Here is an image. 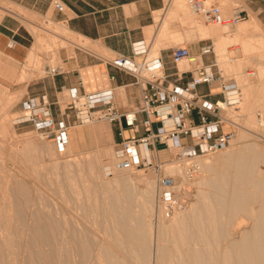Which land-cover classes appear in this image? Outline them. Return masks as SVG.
Wrapping results in <instances>:
<instances>
[{
  "label": "bare ground",
  "instance_id": "1",
  "mask_svg": "<svg viewBox=\"0 0 264 264\" xmlns=\"http://www.w3.org/2000/svg\"><path fill=\"white\" fill-rule=\"evenodd\" d=\"M181 2L177 1L182 5ZM185 19V23L189 22ZM242 21L234 24L230 34L242 38L251 47L244 43V60L235 64L240 68H257L259 74L264 75V31L253 17L237 26ZM209 28L198 26L190 33L202 39L220 33L219 27ZM224 45L215 47L217 65L224 61ZM30 59L31 64L27 62V65H37L34 56ZM177 67L179 70L189 68L186 60H181ZM256 75H250L249 86L257 81L252 78ZM26 77L24 74L22 79ZM236 81L238 92L231 97L237 98L239 115L244 116L242 123L234 120L235 133L238 132L229 145L236 146L217 156L196 157L199 169L189 181L183 177L182 165L175 161L163 166L164 175L172 177L174 185L161 187L158 181L146 179L142 174L135 177L128 172L130 169H115L114 161L108 165L102 152L77 158L72 155L68 141L65 155L59 150L58 154L63 157L55 158L48 170L46 166V170L43 167L44 171H38L35 164V169L31 170L36 173V179L50 185L61 204L74 203L75 213V208L79 209L85 219H91L93 226L102 229L101 239H96L89 228L86 230L73 217L64 218L65 212L60 211L63 207L59 209L54 200V204L49 200L40 202L34 212L30 211L24 205L32 195L27 183L14 182L15 186L11 184L10 188V185L1 187V183L0 264H264V145L256 141L260 139L258 129L264 125V103L263 100L254 103L255 94L248 84L238 90L241 85L238 87ZM2 95L0 133L6 132L5 108L14 101ZM256 111L262 115L260 120L254 116ZM33 142L25 147L34 151ZM23 152L26 153V149ZM23 152L21 154H25ZM105 170L109 171L107 176ZM137 181L142 182V187H136ZM187 183L195 189V200L175 209L172 216H166L160 194L164 190H178ZM15 191L18 196L7 197ZM19 222H23L21 227L25 225L28 232L16 231L15 228H20L17 227Z\"/></svg>",
  "mask_w": 264,
  "mask_h": 264
},
{
  "label": "crops",
  "instance_id": "2",
  "mask_svg": "<svg viewBox=\"0 0 264 264\" xmlns=\"http://www.w3.org/2000/svg\"><path fill=\"white\" fill-rule=\"evenodd\" d=\"M59 1L64 6L63 11H57L52 0H0L4 4H0V55L13 63L22 64L34 43L32 34L25 28L22 20L37 24L28 20L20 11L36 19L60 23L69 34L87 41L89 48L80 45L57 47L53 66H59L60 72L54 75L46 73L24 82L21 86L24 93L17 104L19 111L25 100L38 102L44 99L53 117L67 125V141L71 142L72 148L77 152H86L80 150L84 146V128L78 126L81 131L69 133L76 128L71 126L75 122V112L70 105L69 89L75 87L79 93H90L110 88V98L115 108L120 112L129 110L138 103L141 87L134 81L129 66L118 65L115 59L123 57L130 63H141L157 57L167 79L173 81L174 66L170 58L176 44H172V38H184L189 27L185 32L182 29L180 19L184 23L186 19L179 12L181 4L177 1L181 2L180 0ZM241 2L245 6L242 8L244 15L248 16L246 19L251 14L264 27V0ZM222 14L224 15L223 12ZM53 35L62 43L70 42L56 33ZM213 42L210 38H200L184 45L191 52H198L199 47L209 43L213 48ZM213 57L216 61L214 48L213 54L202 55L201 60L209 64ZM217 69L219 71L218 66ZM182 76L179 83L187 78L186 74ZM197 91L205 93L207 89L200 85ZM153 124L158 122L153 120ZM88 128L92 130L96 145L102 143V135L96 127L90 125ZM106 128L113 148L120 137L130 138L142 134L140 126L133 131L123 124L122 119L107 123ZM104 148L106 147L99 146L97 149Z\"/></svg>",
  "mask_w": 264,
  "mask_h": 264
},
{
  "label": "built area",
  "instance_id": "3",
  "mask_svg": "<svg viewBox=\"0 0 264 264\" xmlns=\"http://www.w3.org/2000/svg\"><path fill=\"white\" fill-rule=\"evenodd\" d=\"M191 12L208 25H234L244 19L242 8L233 7L229 16H224L220 5L205 0H186ZM57 11L64 6L59 0H52ZM212 53V45L201 46L198 52H191L186 45L178 44L171 52V63L174 66V80H168L164 74L159 58L141 63H130L123 57L115 59L118 65H128L133 73L134 81L140 84L138 103L129 110L118 111L110 98V88L90 93H79L75 87L69 89L70 105L75 112V122L92 123L105 121L118 122L133 131L137 126L142 134L130 138H122L113 150L114 168L128 170L132 168L156 170L159 186H173V178L161 174L158 152L172 150L170 159L182 165L183 177L191 180L198 172L199 166L194 160L226 147L233 139L235 131L234 113L237 98V87L232 78L225 79L218 71L215 58L205 64L202 55ZM186 60L189 68L179 70L177 65ZM60 72L59 66H49L48 74ZM250 72V71H247ZM186 74L187 78L179 83ZM111 78V77H110ZM200 85L207 89L205 93L197 91ZM13 118V123H28L41 139L50 140L58 149L67 143V125L56 120L47 102L41 99L23 101V106ZM138 115H141L138 118ZM157 121L159 128L154 130L152 123ZM120 136V132L118 131ZM190 190L186 194L183 189L164 190L159 196L163 203L164 214L182 207L188 200Z\"/></svg>",
  "mask_w": 264,
  "mask_h": 264
},
{
  "label": "rangeland",
  "instance_id": "4",
  "mask_svg": "<svg viewBox=\"0 0 264 264\" xmlns=\"http://www.w3.org/2000/svg\"><path fill=\"white\" fill-rule=\"evenodd\" d=\"M181 1H183V2H182V5L179 6V12L181 13L182 16H184L185 18H188L189 22L187 21V23H184L179 18L180 23L182 25V29L184 32L188 27H189L188 28L189 30L186 32L184 38L173 37L172 38V44H176V45H178V44H183V45L184 44H190V43L194 42L196 39H200L201 37H199V36L191 35L192 31L198 29V26H199V28L200 27H204V28H209V27L213 28L214 27L213 29H216V28L218 29V27H219L220 29H218V30L220 31V33L218 32L219 34L211 36L210 39H213V41H214L213 42L214 53L217 52V49L215 50L216 45L225 44L224 45L225 50L223 53V60L224 61L221 65H217L221 75L225 79L232 78L234 81L237 80L236 83H237L238 87L241 85L240 88H238V90H239V89L244 88V86H246L245 84H248V80L251 78L250 75L252 73H254V74L257 73V75H256L257 77H255V76L252 77V78H256L257 81L252 83L250 86H249V84L247 86L250 87L251 90L253 91V93L255 94L254 95V103H260V100L261 101L263 100L262 103H264V75H260L259 70L257 68H254V67L249 68V66H245L244 68H240L237 66V64H235V63H239V62L244 60V57L242 54V49H243L244 43L247 44L248 47H251V46L247 42H245L242 38H240L238 36L235 37V36H232V34H230L233 31L232 29L234 28V25L222 26V25L205 24L202 22V20L197 15H195L191 12V10L189 9V7L187 5L186 0H181ZM205 1L206 2H214L218 5H220L221 12L224 13V16H229L231 14V12L233 11L234 6H237L238 8H245V6H244V4H242L241 0H235V1L205 0ZM0 4H3V3H0ZM20 12L28 20L37 24L38 26L33 25V24H29V25L23 24L25 26V28L32 34L33 39H34V43L32 44L31 48L29 49L28 55L22 64L13 63L9 59H6L0 55V88H2L0 90V98H1V95L4 93L2 95V97L4 99L10 98V99L14 100L9 105H7L5 108L6 116H5L4 121H6L5 122L6 123V132H4L5 134L3 132L0 133V162H1L0 163V185H1V183L3 184V185H1V187H3L4 185H8V186L10 185L9 186V188H10L11 184L13 186H15L14 182L16 184L17 183H25V184L27 183V185H29L32 189V195L30 196L31 199H29L27 201V202L30 201L29 203H27L25 201L26 204H28V205H26L25 203H24V205L28 206L27 208L30 211L32 210V212H34L40 202L44 201L43 203H45L48 200H49L48 202H52L54 200L55 202H57L56 203L57 205L59 204L58 205L59 209L63 207V210L61 209L60 211L65 212V214H63V216H66V217H64V218L71 219L73 217V219H75L79 223V225L85 226L86 230H88L87 228H89V230L92 231V233H94V237L96 239H101V237L104 236L101 228H99V227L96 228L95 226H93L91 224V219L90 218L85 219L81 215V212L79 209L75 208L76 209V213H75L74 203L70 202V203H67L64 205L61 204L60 203L61 201L60 200L58 201L59 198L57 197V195L54 192H52V190L50 189L51 186L39 181L38 179H36V173L34 171H32L33 169H35V168H33V167H35V164L38 167V169L36 167V169L38 171H44L43 167L45 169L48 166H51L52 161L55 158H56V160H59V158H61V157H63V155H65V153H63V152H65L66 146L63 149H58L53 144L52 141L41 139L38 136V134L32 130L31 126L28 123L23 122V123H16L15 124L12 122L13 118L19 114L17 111V104L20 101V98L22 97V95L24 93V89L21 88V86L24 84V82H26V81L34 78V77L44 75L48 72V67L53 66L55 63L57 47L76 44L78 46L80 45L81 47L89 48V44L88 43L86 44L87 41H83L81 39V37H78L77 35L73 36V35L69 34V32L66 29H64L62 27V24H60V23L55 24L51 21H43L40 19H36L32 16H29L28 14H26L22 11H20ZM185 13H186V15H184ZM247 17L248 16H245L244 17L245 20L243 19L244 21L237 24V26H240L241 24L245 23L246 21H249L253 16H251V14H249L248 19H246ZM257 21H258L259 26L264 31V27L262 26L260 21L258 19H257ZM193 28H194V30H193ZM52 32L62 36L65 39H68L70 42L62 43L59 39L52 37V36H55V35H53ZM33 56L37 62V65H35V66L27 65V62H29L31 60L30 57H33ZM44 63H46L47 66L44 67ZM29 64H31V63L29 62ZM255 69L257 71H255ZM247 71H250L251 73L247 72ZM24 74L27 75V77L22 79ZM246 76H247V78H246ZM241 80H242V82H241ZM254 87H255V89H254ZM234 110H235L234 113L237 115V117H239L236 120L239 121L240 123H242L244 116L239 115L240 110L237 107ZM254 116L256 117V119H259V120L262 118V115L260 113H257V111L254 113ZM106 124H107V122L101 121V120L95 121V122H92L89 124L88 123L77 124L76 122L71 123V126L76 127V128L71 129L69 131V133L73 132V131H75V132L81 131L82 129L79 128L78 126L84 128V130H83L84 146L80 150L86 151V152H77L75 149L72 148V155L77 157V158H83L86 156H93L94 154L102 152L103 154L106 155L105 157L107 159L108 165L111 161H114V156H113L114 148L112 147L111 140L108 138ZM90 125L96 127V130L98 131V133L102 135V143H100V144L98 143L99 145H96L94 136L92 135V130L90 128H88ZM152 128L154 130L158 129L159 124H153ZM237 132L235 133V131H234V134H235V137L233 136L234 138H236ZM258 134L260 136V139L257 138V140H256L257 143H259V144L263 143V145H264V125L258 129ZM28 142L29 143L33 142L32 144L36 147V149L34 151L31 149H28V147H29ZM68 144L71 145V142L68 141L67 145ZM26 145L28 147H25ZM233 145H234V147L236 146L235 144H231V145L228 144L226 147L218 150L217 152L209 153L207 155H204V157L205 156H217V154H219V152H225L227 150L234 149V147H232ZM99 146L106 147V148L97 149ZM71 147H72V145H71ZM25 149L28 152V154H26L27 152L26 153L23 152V151H25ZM45 149H47L48 151H46ZM59 150L63 153V155L58 154V153H61V152H58ZM22 152L25 154H21ZM172 152H173L172 150H163V151L158 152V162H159V164H161V174H163V175H164L163 166L165 164L173 162V160L170 161V159L172 157ZM48 153H53V154L51 156V154H48ZM27 156H29V158H30V159L28 158L30 160V163H28L29 161L27 160ZM23 157L26 158V159L24 158V161H23ZM21 158H22V160H21ZM51 158H53V159H51ZM49 168L50 167H48L47 170ZM138 170H141V172L138 173ZM128 172L133 174L134 176L136 175L135 177H137V174H142L144 176V178H146V179L158 181L157 180L158 175L156 174V170H152L151 168H145V169L133 168V169L128 170ZM104 174H105V176H107L106 174H109V171L105 170ZM11 177H13V178H11ZM10 181H12V183ZM7 182L9 184H7ZM41 185L45 189H47V191L44 190V188ZM136 187H138V188L142 187V182L137 181ZM182 189H183V192L185 194H186L188 189L190 190V195L188 197V200L185 202V204L189 203V202L192 203L195 200V197H194L195 189H193V186L191 187L187 183V184H184ZM12 193L13 194H11V195L9 193L10 196L7 195V197L9 198L12 196V198H13L14 196L16 197V195L18 196L17 191L12 192ZM44 194H46L48 197L53 198V199L46 197ZM53 194H54V197H53ZM42 196H43V198H42ZM32 197H33V199H32ZM35 200H39V201H35ZM34 202H37V203H34ZM55 202H52V204H54ZM160 203H162V201H160ZM32 204L34 207L31 206ZM65 206H67V207H65ZM161 206L163 209V203ZM183 207L184 206H182V208ZM71 209H73V210L71 211ZM77 210H79V211H77ZM174 210L175 209H173L171 213L165 214V215L166 216H172ZM73 213H75V215ZM9 214L13 215L12 213H9ZM79 216H80V218H79ZM81 217L83 218V220ZM84 219L86 221H84ZM11 221L13 224L14 221L13 220H11ZM83 221L87 222L88 224L86 225V223H84ZM21 224L23 225V222H21L20 224L17 225V227L18 228L20 227L21 229L15 228L17 232L20 231L19 232L20 234L24 233L23 231H27L26 226L24 225L23 227H21L22 226ZM24 224H26V223L24 222ZM94 228H96V229H94ZM98 233H100V234H98ZM113 248H115V247L111 248L112 250H114V252H118V250H115L116 248L115 249H113Z\"/></svg>",
  "mask_w": 264,
  "mask_h": 264
}]
</instances>
